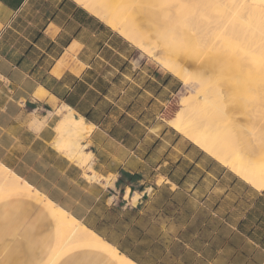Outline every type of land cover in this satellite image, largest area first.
Wrapping results in <instances>:
<instances>
[{"label":"crops","instance_id":"0c3cea01","mask_svg":"<svg viewBox=\"0 0 264 264\" xmlns=\"http://www.w3.org/2000/svg\"><path fill=\"white\" fill-rule=\"evenodd\" d=\"M180 84L74 0H0V164L137 264H264V188L157 122ZM63 106L92 125L87 164L51 146Z\"/></svg>","mask_w":264,"mask_h":264},{"label":"bare ground","instance_id":"6f19581e","mask_svg":"<svg viewBox=\"0 0 264 264\" xmlns=\"http://www.w3.org/2000/svg\"><path fill=\"white\" fill-rule=\"evenodd\" d=\"M74 1L89 13L101 18L143 54L153 56L158 64L178 77L184 84L189 83L188 70L180 69L173 58L157 55L155 50L158 48V43L157 45L154 42L151 43L152 35L147 32L160 16L169 21L170 39L175 38L172 20L176 15L172 3L170 5L168 3L167 9H164L160 6L161 3L158 7L144 6L140 4L141 0ZM245 23L250 26L256 23L258 27L261 24L262 29H256V32L247 33L248 35L237 33L241 31L238 30L239 27ZM221 30L224 34H235V39L240 46L239 51L241 50L237 66L239 65L238 68L242 74L250 75L252 79L258 75L263 77L261 82L251 86L252 102L237 112L224 110L227 101L242 100L243 84H237L239 80L236 82L234 79L233 90L229 93L222 89V86H218L213 89V92L203 89L190 101L182 100L180 109L177 108V112L168 122L177 132L229 168L243 181L256 190H261L264 188V49L259 50V48L264 45V0H244L232 24L229 25L224 21ZM155 38L160 40L159 37ZM146 41H149L148 44ZM160 45L167 48L169 41L161 40ZM246 53L256 57L257 73L245 67ZM214 102L221 104V108L214 110L212 107ZM56 116L51 146L71 161L81 165L90 162L92 155L85 151L83 142L92 130V125L84 121L82 117L76 118L73 110L67 106L57 109ZM41 196L45 197L13 171L0 164V200L9 198L10 201H7V204L19 203L22 206L21 209L26 211L24 213L27 217L33 206L38 201H42ZM13 197H15L14 200H12ZM36 217L40 223L49 222L57 227L52 234V243L56 250L54 262L65 252L71 251L70 256H75L77 250H80L83 258L87 255L94 256L105 264H137L48 198L42 201L34 218ZM19 218H16V221L14 218L15 225L13 231L11 230L12 233L19 228L17 225ZM40 223L37 224L38 227Z\"/></svg>","mask_w":264,"mask_h":264},{"label":"rangeland","instance_id":"374dc122","mask_svg":"<svg viewBox=\"0 0 264 264\" xmlns=\"http://www.w3.org/2000/svg\"><path fill=\"white\" fill-rule=\"evenodd\" d=\"M141 1L140 4L144 6L154 5L158 7L159 3H161L160 6L164 9H167L166 6L168 3L169 5L172 3L176 15L172 20V26L175 27V38L172 40L170 39L169 21L160 16L156 18V22L150 29L148 28L147 32L152 35L150 42H154L156 45L158 43V48L155 50L157 55L175 59L180 69L188 70V78L190 77L188 84H184L181 81L178 89L173 91L172 94H169V98L163 102L164 104H160L162 109L154 110L158 116L157 122L167 123L169 125L168 120L175 115L177 112L176 110L180 109L181 101L188 99V101L192 100V98L200 94L203 89H208L209 92H213L215 87L222 86V89H225L226 92L229 93L233 90L232 82L235 81L234 79H236V82L237 80L241 81H238L239 83L237 82V84H243L242 100L236 99L227 101L224 110L226 112H237L243 109L245 105H249L252 102L250 95L251 86L261 82L263 77L261 78V75H258L260 78L257 76L252 79L250 75L247 76L242 74L238 68L239 65L237 66L241 50L239 51L240 46L235 39V34H224L221 30L224 21L229 25L232 24L244 0ZM245 24V26L243 25L244 27H239L238 30L241 31L237 33L249 34L256 32V29H262L261 24L259 27L256 23H252V26H250V24L247 25V23ZM113 31L116 32L114 29ZM155 37H159L160 40ZM164 39L169 41L167 48H163L160 45L161 40ZM148 42L149 41H146V44H148ZM263 47L264 45L260 47L259 50H263ZM135 49L138 60L146 59L149 63L168 71L159 65L153 56L142 54L141 50L137 47H135ZM244 58L245 67L255 72L258 66L256 57L246 53ZM257 72L258 70L256 73ZM221 106V104L214 102L212 107L214 110H217V108H221ZM183 137L185 136L183 135ZM204 153L208 158L214 159L211 155L206 152ZM41 197L42 201L46 199V197ZM8 199L9 198H4L0 200V264H44L46 259L55 256L56 250L53 248L52 244L45 245V243H41L40 245L39 242H36L34 239L35 237L32 236L34 233L32 229L25 231L27 228H33L31 223L33 216L31 214L35 207L26 217L24 213L26 211L21 209L22 206L15 202L7 204V201H10V199ZM14 199L15 197L12 198V200ZM14 218L15 221L16 218H19L17 223L19 228L12 233L15 225L13 222ZM13 237H19L20 241L18 244H15L16 241L14 239L12 240ZM79 251L80 250H77L75 256H70L71 251L65 252L56 262H54L55 259H51L50 262L46 264H105L102 260L101 262L94 256L87 255L83 258L81 256L83 253ZM11 252L14 253L10 254ZM74 252L75 251H73V253Z\"/></svg>","mask_w":264,"mask_h":264},{"label":"trees","instance_id":"16d2710c","mask_svg":"<svg viewBox=\"0 0 264 264\" xmlns=\"http://www.w3.org/2000/svg\"><path fill=\"white\" fill-rule=\"evenodd\" d=\"M97 24V26H101V25H99L98 23H95V25ZM134 176L133 175H129V174H127V173H124L122 176H121V178L118 180V182L117 183H120V182H122V179H124V178H128V179H131V178H133ZM85 224H87L86 222H85ZM88 226H90V225H88ZM97 234H99L100 236H104V233L102 232V230H101V225L100 224H97V225H92V226H90ZM135 228V229H134ZM136 230H139L138 229V227H132V232H133V234L135 233V234H138L137 233V231ZM140 231V230H139ZM121 250V249H120ZM122 251V250H121Z\"/></svg>","mask_w":264,"mask_h":264}]
</instances>
